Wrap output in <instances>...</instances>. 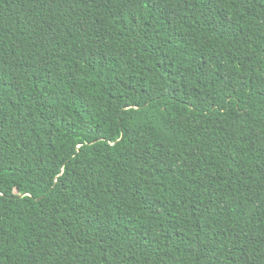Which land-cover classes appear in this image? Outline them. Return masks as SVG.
Returning a JSON list of instances; mask_svg holds the SVG:
<instances>
[{
    "label": "trees",
    "instance_id": "16d2710c",
    "mask_svg": "<svg viewBox=\"0 0 264 264\" xmlns=\"http://www.w3.org/2000/svg\"><path fill=\"white\" fill-rule=\"evenodd\" d=\"M0 264H264V0H0Z\"/></svg>",
    "mask_w": 264,
    "mask_h": 264
}]
</instances>
